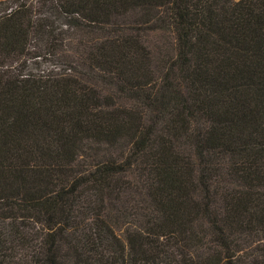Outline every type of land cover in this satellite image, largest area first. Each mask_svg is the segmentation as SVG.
<instances>
[{"label":"trees","instance_id":"trees-1","mask_svg":"<svg viewBox=\"0 0 264 264\" xmlns=\"http://www.w3.org/2000/svg\"><path fill=\"white\" fill-rule=\"evenodd\" d=\"M0 264H264V0H0Z\"/></svg>","mask_w":264,"mask_h":264},{"label":"rangeland","instance_id":"rangeland-1","mask_svg":"<svg viewBox=\"0 0 264 264\" xmlns=\"http://www.w3.org/2000/svg\"><path fill=\"white\" fill-rule=\"evenodd\" d=\"M46 61V60H45ZM46 63V62H45Z\"/></svg>","mask_w":264,"mask_h":264}]
</instances>
